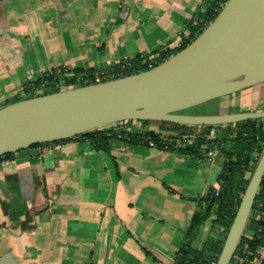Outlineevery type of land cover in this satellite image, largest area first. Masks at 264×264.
<instances>
[{"label": "crops", "instance_id": "1", "mask_svg": "<svg viewBox=\"0 0 264 264\" xmlns=\"http://www.w3.org/2000/svg\"><path fill=\"white\" fill-rule=\"evenodd\" d=\"M215 1L1 0L0 97L10 94L6 81L25 64L43 73L59 66L102 70L175 48L189 33L186 23L203 21ZM137 122L129 126L133 132L187 135L158 121ZM110 146L111 154L72 137L0 160V257L11 252L18 264L175 260L201 198L220 185L223 153L213 149L203 158L204 146L199 156L121 138ZM214 217L199 228L195 248L223 239Z\"/></svg>", "mask_w": 264, "mask_h": 264}, {"label": "water", "instance_id": "2", "mask_svg": "<svg viewBox=\"0 0 264 264\" xmlns=\"http://www.w3.org/2000/svg\"><path fill=\"white\" fill-rule=\"evenodd\" d=\"M264 83V0H227L186 47L151 69L38 94L0 107V156L127 120L217 125L264 118L260 110L184 113ZM264 178V150L216 264H230ZM0 264H18L11 252Z\"/></svg>", "mask_w": 264, "mask_h": 264}, {"label": "trees", "instance_id": "3", "mask_svg": "<svg viewBox=\"0 0 264 264\" xmlns=\"http://www.w3.org/2000/svg\"><path fill=\"white\" fill-rule=\"evenodd\" d=\"M227 0H216L208 9L207 17L199 22H187L186 27L189 29L188 35H184L181 43L175 48H160L152 53H138L133 57H128L133 64L127 70L119 72V64L108 68L110 72H117L112 77L101 79V81L122 77L128 74L141 72L151 69L152 67L160 64L171 55L177 53L188 44H190L204 29L205 27L217 16ZM124 59L121 60V62ZM100 69L84 67L68 68L59 66L53 68L51 71L45 72L38 79L26 83L23 86L24 94L28 97L37 95L36 89H44L45 93L55 92L66 88H72L80 85H87L96 83L93 74ZM81 73L88 74V79L78 80L77 76ZM217 99L203 103L201 105H208ZM8 99L4 105L10 103ZM2 105V106H4ZM240 111V110H232ZM184 112V111H182ZM202 112L198 114H204ZM210 113H218L210 112ZM135 120H127L122 122L113 123L101 128L88 131L73 137L87 138L98 150H104L111 154L110 141L115 138L126 139L131 142H140L150 145L154 142V146L168 150H178L182 153H190L192 155L202 156L200 151L202 146H205V152L214 148L215 141L219 143V150L224 154L225 161L223 168L218 176L220 184L219 194L214 193V187H211L207 194L201 198L204 206L196 211L189 225L186 233V241L177 251L176 258L171 264H211L212 261H217L221 253L225 236L233 222L236 211L239 207L243 193L250 181L254 172L256 164L264 150V118L248 119L236 123L217 124V125H187L174 122L161 121L163 123H171L174 127H181L188 129L194 126L205 128V132L194 135V145H178L177 137L170 136L164 137L158 132L153 130H146L143 132H133L129 129L130 124ZM142 123H149V120H137ZM237 127L236 132L230 131L231 126ZM211 127L226 129L223 137L212 140L207 137V133ZM188 132V130L186 131ZM190 136H193L189 135ZM72 138V137H70ZM67 138V139H70ZM67 139L56 140L47 143H37L31 145L27 149L42 147L46 144L62 142ZM229 141L228 148L221 146V143ZM217 147V146H216ZM15 153H7L0 156L1 159H11ZM215 214L213 223L215 226L222 228L224 239L208 238L201 249L193 246V241L201 225L212 215ZM264 248V178L259 187L256 195L244 234L239 242L237 250L232 258L230 264H251L258 256L259 250ZM149 254V251H146ZM157 260V257H153ZM264 264V259L262 261Z\"/></svg>", "mask_w": 264, "mask_h": 264}, {"label": "rangeland", "instance_id": "4", "mask_svg": "<svg viewBox=\"0 0 264 264\" xmlns=\"http://www.w3.org/2000/svg\"><path fill=\"white\" fill-rule=\"evenodd\" d=\"M0 4H1V0H0ZM164 48H166L164 46ZM41 69L38 67H36V65L34 64L33 66L30 64H25L24 67H19L18 71L14 74V76H11V79H7L6 83L7 85L9 84V86H11L10 89H12L10 91V94H8V96H4L3 98L0 97V107L2 105H4V103L10 99L11 102L28 97L24 94L23 91V86L26 83L32 82L35 79H38L42 76L43 71H40ZM105 70V69H102ZM45 72V71H44ZM6 85V87H7ZM44 92V89H36L35 94H42ZM264 107V83H260V84H256L250 87H247L241 91H238L236 93H233L231 95H227L224 97H221L219 99H217V101H214L208 105H198L196 107L187 109L185 111H187V113H202V112H231L232 110H260ZM136 124H141L142 126L144 125V123H142L141 121H138ZM160 125L162 127H173V125L171 123H163L161 121H158L156 123H154V125ZM195 127L197 129H199L198 133H202V131H206L204 127H200V126H194V127H190L188 128V132L187 137H188V144L187 145H193V143H195V139H193L192 137L189 138L190 133L195 135L194 129ZM217 130V137H223V135L225 134L226 129L224 127L221 128H216ZM237 130V127L235 125L231 126L230 131H233L232 133L234 134ZM192 138V139H191ZM216 140V139H215ZM219 143L217 141H215V146H214V150H219L218 145H216ZM217 146V147H216ZM221 146L228 148L229 146V141H225L223 143H221ZM205 146L202 147V150L205 152L204 150ZM219 153H216V155ZM203 158H209V156L203 154ZM217 159L220 161H222L224 159V154H219L217 156ZM224 236V235H223ZM226 237V236H225ZM224 239V237H223ZM258 257H264V252L261 251V253L259 254ZM253 263V262H252Z\"/></svg>", "mask_w": 264, "mask_h": 264}, {"label": "built area", "instance_id": "5", "mask_svg": "<svg viewBox=\"0 0 264 264\" xmlns=\"http://www.w3.org/2000/svg\"><path fill=\"white\" fill-rule=\"evenodd\" d=\"M119 64V72H123L125 70H127L129 67H131L133 64L131 63V61L127 58H124V60L121 62V60L118 62ZM115 73L117 72H110L108 71V69H105V70H98L96 71L94 74H93V77L96 79V81H101V79L103 78H107V77H112ZM78 80H82V79H88V74L86 73H81L80 75L77 76ZM203 132V131H202ZM208 138H211L212 140L216 139L217 138V130H216V127H211L208 131V133L206 134ZM188 137L187 135L185 136H182L181 138H179L177 140V143L178 145H184V144H188ZM150 145L151 146H154V142L151 141L150 142ZM215 145V144H214ZM213 149H210L208 152H207V156L211 157L212 154H213ZM219 189H220V185L215 187L214 189V193L216 195L219 194ZM262 251V248L259 250V254L261 253ZM264 257H257L253 263L251 264H262V261H263ZM217 261H212L211 264H216Z\"/></svg>", "mask_w": 264, "mask_h": 264}, {"label": "flooded vegetation", "instance_id": "6", "mask_svg": "<svg viewBox=\"0 0 264 264\" xmlns=\"http://www.w3.org/2000/svg\"><path fill=\"white\" fill-rule=\"evenodd\" d=\"M184 113H187V111L184 110ZM197 114V113H196Z\"/></svg>", "mask_w": 264, "mask_h": 264}]
</instances>
